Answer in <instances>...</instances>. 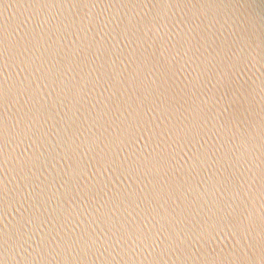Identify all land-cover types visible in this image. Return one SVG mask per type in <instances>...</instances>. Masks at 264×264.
Wrapping results in <instances>:
<instances>
[{"label":"water","instance_id":"obj_1","mask_svg":"<svg viewBox=\"0 0 264 264\" xmlns=\"http://www.w3.org/2000/svg\"><path fill=\"white\" fill-rule=\"evenodd\" d=\"M0 264H264V0H0Z\"/></svg>","mask_w":264,"mask_h":264}]
</instances>
